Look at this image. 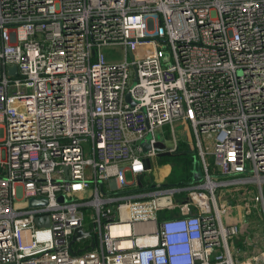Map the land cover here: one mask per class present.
<instances>
[{"label": "built area", "instance_id": "built-area-1", "mask_svg": "<svg viewBox=\"0 0 264 264\" xmlns=\"http://www.w3.org/2000/svg\"><path fill=\"white\" fill-rule=\"evenodd\" d=\"M176 125L204 180L143 185ZM263 188L264 0H0V264H264Z\"/></svg>", "mask_w": 264, "mask_h": 264}, {"label": "rangeland", "instance_id": "rangeland-1", "mask_svg": "<svg viewBox=\"0 0 264 264\" xmlns=\"http://www.w3.org/2000/svg\"><path fill=\"white\" fill-rule=\"evenodd\" d=\"M117 54L119 55V58H122L123 55L120 54L119 50L117 49ZM177 128V140L179 142V146L182 145L183 147L187 148L189 154L184 158L180 160H175L173 158H168L167 162L164 165L160 164L161 156L157 154V156L150 161L151 170L148 172L146 177V183L145 184H151V183H159L162 186H170V185H179V184H189L192 182H195L196 174H199L202 178V181L204 180L205 172L203 169V161L201 156L199 155V150L195 144V140L188 141L187 137L184 138L182 136L180 126L176 125ZM157 135L159 136V139L161 138V135L159 132H157ZM181 138V139H179ZM203 138V137H202ZM189 139V138H188ZM190 140V139H189ZM173 139L171 140L168 138L165 145H172ZM165 145H161V148H165ZM172 159V160H171ZM207 161L212 164L213 157L208 156ZM213 171V168L211 167V172ZM217 194H219V190L217 191ZM175 199L172 200V202H175ZM259 200V198H258ZM257 204V203H256ZM179 211L178 209H168L164 215L165 218H171L174 216H178Z\"/></svg>", "mask_w": 264, "mask_h": 264}, {"label": "crops", "instance_id": "crops-1", "mask_svg": "<svg viewBox=\"0 0 264 264\" xmlns=\"http://www.w3.org/2000/svg\"><path fill=\"white\" fill-rule=\"evenodd\" d=\"M215 176L219 177L220 175H218V173L216 172ZM146 177L147 175L143 180H147ZM195 182H199V181H195ZM145 183L146 181H143V185H145ZM156 184L158 183H154V184L151 183L149 185L151 188H153L154 185ZM248 189L249 188H246L245 186L221 188L219 189L218 195L222 200H227L228 202L240 205L239 213L241 214V212H243L244 209L242 207L244 206L245 203L244 199H246L244 190H248ZM256 194H257V190H256ZM162 216L165 217L164 214H162ZM243 222L247 224L248 226L247 230L241 233L240 235L234 237L230 242V246L232 247L235 254V258L237 260H244L249 256L259 253L264 248V233L262 232V230L264 229V223L262 219H259L257 215L253 217L247 216L244 217Z\"/></svg>", "mask_w": 264, "mask_h": 264}, {"label": "water", "instance_id": "water-1", "mask_svg": "<svg viewBox=\"0 0 264 264\" xmlns=\"http://www.w3.org/2000/svg\"><path fill=\"white\" fill-rule=\"evenodd\" d=\"M11 71L15 73L16 68L15 67L12 68ZM128 100H130V98H128ZM142 146L146 152L149 150V144L148 143H142ZM200 180H201L200 175L196 174L195 181H200ZM190 196H191L192 201L200 207V210H201V213L203 216L209 215L211 213V204L208 200L200 197V195L196 191L191 192ZM171 200L172 199L170 198L168 202H171ZM45 203H46L45 199H40V200L32 199L30 201L31 206H36V205L45 204ZM41 221H42L41 219H38L36 222H37V224H40ZM87 234L88 233H84L81 228L77 229V234L74 237V241L77 240L78 238L87 236Z\"/></svg>", "mask_w": 264, "mask_h": 264}, {"label": "trees", "instance_id": "trees-1", "mask_svg": "<svg viewBox=\"0 0 264 264\" xmlns=\"http://www.w3.org/2000/svg\"><path fill=\"white\" fill-rule=\"evenodd\" d=\"M188 154H189V152H188L187 148L183 147L182 145H180L179 150L176 153H169L164 148H161L158 152V155L161 156V159H160L161 165L165 164L168 161L167 160L168 158L180 160V159H184ZM180 185H184V184L181 183L179 185H170V186H165V187H174V186H180Z\"/></svg>", "mask_w": 264, "mask_h": 264}]
</instances>
